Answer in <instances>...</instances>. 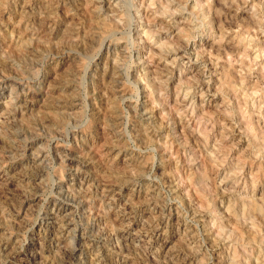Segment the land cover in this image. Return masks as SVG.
<instances>
[{
  "label": "rangeland",
  "instance_id": "374dc122",
  "mask_svg": "<svg viewBox=\"0 0 264 264\" xmlns=\"http://www.w3.org/2000/svg\"><path fill=\"white\" fill-rule=\"evenodd\" d=\"M179 1L0 0V264H264V0Z\"/></svg>",
  "mask_w": 264,
  "mask_h": 264
},
{
  "label": "bare ground",
  "instance_id": "6f19581e",
  "mask_svg": "<svg viewBox=\"0 0 264 264\" xmlns=\"http://www.w3.org/2000/svg\"><path fill=\"white\" fill-rule=\"evenodd\" d=\"M62 2V1H61ZM110 2V1H109ZM112 2V1H111ZM165 2H167V5H165V6H163V4L161 5L162 6V9H160L159 11L161 12V13H163V15L164 14H168L169 16H170V20H172V19H174V17H173V15L176 13V11H174V10H172L171 9V7H172V2L173 1H165ZM187 2H188V0L184 3V5L183 6H181V4L183 3H181L180 1L178 2L179 4H180V6L181 7H183V8H186V5L185 4H187ZM102 3V2H101ZM155 3H157V2H150V4L149 5H156ZM198 2V0H195V2H194V4H193V10H195L196 9V7H197V11H199L200 10V8L202 7V5ZM100 4V3H99ZM177 4V3H176ZM139 5H141V4H139ZM199 5V6H198ZM161 6H160V8H161ZM177 6V5H176ZM176 6H175V8H176ZM179 6V5H178ZM188 7V6H187ZM159 8V7H158ZM180 8L178 7L177 8V10H179ZM151 10V9H150ZM176 10V9H175ZM191 11V9H190V13L191 14H196L195 16H196V18H194L193 19V17L189 20V23H190V25H189V28H187L186 29V31H184V30H182V28L180 27L179 28V31H182L183 33H188V32H198V30L205 24L204 23V17H201V15L203 14V13H195V11ZM154 11V10H153ZM188 11V10H187ZM196 11V12H197ZM156 13V14H155ZM161 13H157L156 12V10H155V12L153 13V14H155L154 16H155V18H153V19H157V14H161ZM194 16V15H193ZM186 19H188V18H186ZM175 21H176V19H175ZM187 22H188V20H187ZM175 26V25H174ZM188 27V26H187ZM204 27V26H203ZM178 28V27H177ZM146 32H147V34H151V33H153L152 32V29H147L146 30ZM191 33V34H192ZM142 34V33H141ZM154 34V33H153ZM141 36V35H140ZM190 36V35H189ZM194 36V35H193ZM143 37V36H142ZM182 43H179L178 44V48H180L182 51H178V54H177V56L175 57V59H179V58H184V57H190L191 58V54H192V51H190L189 49H190V41H189V38H188V36L187 37H183L182 38ZM162 43V42H161ZM160 46H161V48L163 49L164 47L163 46H165L164 44H160ZM167 46H169V45H167ZM194 46V45H193ZM166 47V46H165ZM170 48V47H169ZM195 50V49H194ZM196 51V50H195ZM195 53V52H194ZM193 53V54H194ZM197 54V53H196ZM198 56V55H197ZM189 58V59H190ZM198 58V57H197ZM206 63V62H205ZM211 64V63H210ZM206 65V64H205ZM208 66V65H207ZM210 69V68H209ZM14 85V84H13ZM17 85V84H16ZM195 85H197V86H195ZM192 86H193V84H192ZM13 87H15V86H13ZM204 84L203 83H199V84H194V86H193V88H194V90L193 91H197V89L200 91V90H203L204 89ZM18 88V87H17ZM208 88V87H207ZM11 89V88H10ZM14 89V88H13ZM12 90V89H11ZM17 90V89H16ZM21 90V89H20ZM209 90V89H208ZM207 90V91H208ZM13 91V90H12ZM19 91V90H18ZM185 91V90H184ZM254 91V90H253ZM188 92H189V90H188ZM15 93H16V91H15ZM184 94H185V92H184ZM10 96V95H9ZM185 97H186V94H185ZM13 98V97H12ZM11 98V99H12ZM16 99V100H15ZM15 99H14V101L15 102H13V103H15V105L17 106V107H21V106H23L24 104H21V102H22V99H21V97L20 96H16L15 95ZM12 101V100H11ZM193 111H195V110H193ZM112 113H113V111H112ZM111 113V114H112ZM194 113V112H193ZM110 115V114H109ZM112 116V115H111ZM118 116V115H117ZM109 117V116H108ZM107 118V117H106ZM105 118V119H106ZM193 118V117H192ZM108 119V118H107ZM191 119V118H190ZM105 122H106V120H105ZM104 122V123H105ZM109 122V121H108ZM105 124H107V123H105ZM110 129V128H109ZM115 130V129H114ZM112 132V131H111ZM115 137V136H114ZM115 140V139H114ZM113 140V141H114ZM116 145V144H115ZM124 146V145H123ZM125 147V146H124ZM117 148V147H116ZM122 149H125V148H122ZM127 149V148H126ZM119 152V151H118ZM131 153V152H130ZM131 157V156H130ZM44 158V157H43ZM34 159V158H33ZM85 161V160H84ZM81 162V161H80ZM83 162V161H82ZM86 163H87V161H86ZM84 164V163H83ZM76 170H78L79 171V169L77 168ZM143 171V170H142ZM76 172V171H75ZM143 173V172H142ZM136 174V173H135ZM138 174V173H137ZM143 174H145V173H143ZM125 175V174H124ZM123 175V176H124ZM132 176V178L131 179H133V178H135V182H138V183H140V182H142L141 181V179L143 178V176H142V174H141V176H139V175H135V176H133V175H131ZM128 176H126V178H127ZM124 178V177H123ZM74 179H76V178H74ZM128 180V179H127ZM120 181V180H119ZM123 181V180H122ZM130 182V181H129ZM82 183V182H81ZM125 184V183H124ZM109 187V186H108ZM107 187V188H108ZM114 188V187H113ZM108 190V189H107ZM78 193V192H77ZM79 198V197H78ZM173 199V198H172ZM78 200V199H77ZM81 200V199H80ZM78 202H81V201H78ZM58 203V202H57ZM66 203V202H65ZM82 203V202H81ZM63 208H65L64 207V205H62V204H60V205H57L56 203H54L53 204V206H52V208L50 209V212H48V213H54V212H58V211H60V210H62ZM160 209V208H159ZM52 210V211H51ZM87 210H88V208H87ZM162 210H163V208H162ZM161 211V210H160ZM158 213H161V212H159L158 211ZM170 213V212H169ZM58 214V213H57ZM91 215H92V212H91ZM156 216V215H155ZM164 216H166V215H164V213L162 212L159 216H157L156 217V219H155V225H153V226H155L154 227V229H152L151 231L154 233V234H157L158 233V229H157V227H159L160 225H163V224H161V220H163V218H164ZM154 217V216H153ZM152 217V218H153ZM62 218V217H61ZM60 218V219H61ZM54 220V219H53ZM149 222V221H148ZM154 222V221H153ZM91 225V224H90ZM150 225V224H149ZM62 226V225H61ZM61 226H60V228H61ZM76 226V225H75ZM63 229H66V228H69V227H72V226H69V224H68V222L66 223V224H64L63 225ZM79 228V227H78ZM73 229V228H72ZM61 230V229H60ZM86 230H87V228H86ZM89 230V229H88ZM63 232H64V230H62ZM74 232H75V234L73 235V237H74V246H73V248L71 249V254H70V256H73L74 254H76V252L78 251L77 249H78V247H80L81 248V246H80V242H81V240H82V236L84 235V233H83V235H82V233H80L79 232V230L78 229H74L73 230ZM83 231V230H82ZM67 232H68V230H67ZM150 232V231H149ZM73 234V233H72ZM72 237V238H73ZM54 238V237H53ZM72 241V240H71ZM85 241V240H84ZM92 241V240H91ZM105 241V240H104ZM93 246V245H92ZM95 246V245H94ZM69 252V251H68ZM30 253V252H29ZM30 255V254H29ZM75 256V255H74ZM31 257V256H30ZM29 258V257H28ZM95 261V260H94ZM27 263H29L28 261H26ZM33 263V262H32ZM24 264H26V263H24Z\"/></svg>",
  "mask_w": 264,
  "mask_h": 264
}]
</instances>
